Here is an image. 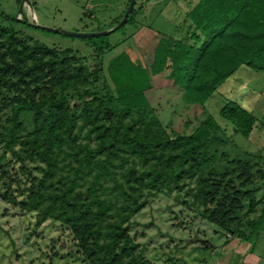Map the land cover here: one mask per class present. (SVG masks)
Wrapping results in <instances>:
<instances>
[{"label":"trees","instance_id":"obj_1","mask_svg":"<svg viewBox=\"0 0 264 264\" xmlns=\"http://www.w3.org/2000/svg\"><path fill=\"white\" fill-rule=\"evenodd\" d=\"M14 18L0 13L1 199L34 213L37 226L60 221L83 264H157L139 250L130 224L152 195L185 187L205 219L255 247L264 206L251 214L262 202L264 168L250 152L238 157L221 148L233 137L213 115L190 134L180 126L173 134L147 91L165 73L197 114L242 65L264 71V0H198L185 30L161 37L150 63L128 37L89 57L37 41ZM220 113L246 136L258 121L235 100Z\"/></svg>","mask_w":264,"mask_h":264},{"label":"rangeland","instance_id":"obj_2","mask_svg":"<svg viewBox=\"0 0 264 264\" xmlns=\"http://www.w3.org/2000/svg\"><path fill=\"white\" fill-rule=\"evenodd\" d=\"M196 1L155 0L156 4L143 14L138 10L140 4H144L143 12L150 4L146 0H136V19H130L110 33L95 36L69 34L63 30L111 29L123 18L130 0H30L24 5L22 0H0V13L14 16L10 23L41 43L71 48L89 57L94 56L100 44L128 37L126 43L144 52L150 63L160 35L148 30L137 31L138 24L142 22L167 33L173 32L176 28L168 23V18L173 22L184 19V11ZM160 10L164 11L162 15ZM31 23L61 30L35 27ZM106 56L110 58V51ZM154 78V87L147 95L156 115L169 131L174 134L175 127L180 126L190 134L208 115H213L227 128L228 135L232 134L234 141H228L221 148L238 157L250 152V160L264 168V71L242 65L208 98L206 107L197 114L195 102L188 99L181 87L174 85L172 78L165 73ZM102 83L103 79L96 82L99 87ZM228 100L246 105L258 117L249 136L234 133L233 122L220 113ZM2 151L0 139V154ZM18 165L16 161L9 166L16 171ZM259 182L262 188L257 197L262 202L258 203L252 217L264 206V180ZM2 189L0 178V191ZM186 191L187 187L152 195L150 203L133 217L130 231L139 242V250L157 264H244L240 262L241 254L233 247L240 238L205 219ZM0 264H83V260L70 229L60 221L48 218L37 226L34 213H21L0 197ZM245 264H264V230L256 242L254 254Z\"/></svg>","mask_w":264,"mask_h":264},{"label":"crops","instance_id":"obj_3","mask_svg":"<svg viewBox=\"0 0 264 264\" xmlns=\"http://www.w3.org/2000/svg\"><path fill=\"white\" fill-rule=\"evenodd\" d=\"M155 0H149L148 1V7L146 6V8L145 9H147V10H145L144 12H143V8L141 9L142 10V13L143 14H146L147 12H149V9L150 8H152L156 3L154 2ZM198 1V0H197ZM196 1V2H197ZM167 2H174V0L172 1V0H167ZM166 2V3H167ZM195 2V3H196ZM165 3V4H166ZM195 3H193L192 5H194ZM191 5V6H192ZM164 8V7H163ZM190 9V8H189ZM189 9H187V10H185L184 11V14H183V16H184V19H182V20H179V21H175V22H173L172 20H171V18L169 19L168 18V23L169 22H171L170 24H172V26L174 27V28H176V29H174L175 31H173V32H170V33H167V32H164V31H162V29H157V28H155V27H153V25H150V24H146V23H140V24H138L139 26H138V29H137V31H152L151 33H153L154 35L155 34H159L160 35V38L161 37H164V36H168V35H171V34H175L176 32L177 33H182L184 30H185V27L188 25V23H189V21H188V19H186V16H187V14H188V11H189ZM160 12V14L162 15L163 14V10H160L159 11ZM168 16L170 17L171 15H169L168 14ZM173 18V17H172ZM180 29H182V31H180ZM160 38H158V41H157V45H158V42H159V40H160ZM157 45L155 46V49H156V47H157ZM155 49H154V53H155ZM143 54H144V52H143ZM153 57H154V54H153ZM152 60H153V58H152ZM151 60V61H152ZM147 61V60H146ZM148 62V61H147ZM149 63V62H148ZM154 77H155V75H154ZM155 79V78H154ZM234 247V249L236 250V252L237 253H240L241 254V261L240 262H242V263H247V262H249V256H251V255H253L254 254V252H255V247H256V245H255V247L253 248V244L251 243V242H245V241H243V240H241V239H239V242H237L236 243V245H234L233 246Z\"/></svg>","mask_w":264,"mask_h":264},{"label":"water","instance_id":"obj_4","mask_svg":"<svg viewBox=\"0 0 264 264\" xmlns=\"http://www.w3.org/2000/svg\"><path fill=\"white\" fill-rule=\"evenodd\" d=\"M26 2L30 3V0H22L23 5ZM135 3H136V0H130L128 8L125 11L123 18L111 29L103 30V31H87V32H85V31H73V30H67V29H64L63 31H65L66 33H69V34H77V35H84V36H95V35H102V34L110 33L112 31L118 29L121 25H123L127 21L130 13L132 12V10L135 7ZM36 25L40 26L41 28H45V29H49V30H61L60 28H55V27L46 26V25H42V24H36Z\"/></svg>","mask_w":264,"mask_h":264}]
</instances>
